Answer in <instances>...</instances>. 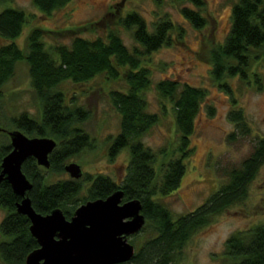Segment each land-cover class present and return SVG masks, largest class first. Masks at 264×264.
Masks as SVG:
<instances>
[{"label":"trees","instance_id":"trees-1","mask_svg":"<svg viewBox=\"0 0 264 264\" xmlns=\"http://www.w3.org/2000/svg\"><path fill=\"white\" fill-rule=\"evenodd\" d=\"M70 0H32L43 15H50ZM198 10L183 8L182 13L198 30L207 23L200 13L204 0H186ZM106 16L99 21L64 30L49 31L34 26L27 36L26 49H21L13 39L22 32L26 14L16 7L0 11V36L6 43L0 45V89L13 76L16 62L24 60L28 65L30 85L40 104V118L26 112L10 118L14 128L28 137H51L56 147L49 154L48 170L64 173L65 161L90 146V139L79 125L87 119L89 110L66 100L62 84H84L99 75L108 80L123 79L125 90H111L109 99L120 115L119 131L108 147L110 157L122 149L129 153L127 172L120 184L104 175L91 177L83 174L79 179H61L47 182L42 167L34 158H27L22 172L32 183L27 191L32 207L41 214L60 208L69 219L74 210L88 200L106 198L116 189L124 191L123 201L139 199L146 222L140 232L149 230L150 236L140 242L132 235L129 242L135 247L132 258L120 264H176L181 261L182 249L187 240L207 226L212 219L232 205L241 203L248 195V187L264 165V136H258L247 156L238 164L224 168L223 182L196 209L176 217L156 195H167L176 190L185 172L186 159L191 148L189 137L193 134L205 92L201 88L184 84L178 90L174 80H162L156 84L160 95L168 99L174 110L178 133L177 156L168 158L156 169V155L144 145L142 138L157 123L158 115L147 109L143 92L151 78L147 67L141 65L142 55L170 43V32L175 28L169 19H159L152 31L144 18L136 11L118 16L115 24L131 30L132 37L142 48H128L115 27L107 26L103 35L86 37L84 30L97 29ZM179 37L181 29H176ZM71 34L69 43L47 45L44 35ZM211 65L214 80L227 88L226 79L234 75L248 77L254 61L264 62V0H237L231 11V28L222 44L205 53ZM255 76L256 73H250ZM1 94V92H0ZM229 119L241 135L250 128L240 110H232ZM232 136V135H231ZM0 143V164L10 151V140ZM1 170V167H0ZM15 195L6 182L0 183V207L6 209L1 221L0 260L2 264H24L29 252L38 247L29 231V220L16 212ZM233 264H264V225H256L246 231L232 233L226 240V253Z\"/></svg>","mask_w":264,"mask_h":264},{"label":"rangeland","instance_id":"rangeland-1","mask_svg":"<svg viewBox=\"0 0 264 264\" xmlns=\"http://www.w3.org/2000/svg\"><path fill=\"white\" fill-rule=\"evenodd\" d=\"M200 13L208 23L196 29L183 15V8L198 10L186 0H70L50 15H43L32 0H0V11L5 7L22 9L26 21L22 32L13 41L26 49L27 36L34 26L56 31L83 26L99 21L106 16L97 29L84 30L86 37L103 35L107 26L115 27L128 48H142L132 37L131 30L115 24L118 16L136 11L149 31L159 19H169L176 29L170 32V43L142 55L141 65L150 71L151 82L143 92L147 109L158 115V121L143 136L142 141L156 155V169L168 158L176 157L178 133L171 102L162 97L156 84L162 80H174L178 90L184 84L201 88L205 92L200 110L195 117L194 131L189 137L191 152L183 160L185 172L179 187L167 195H156L174 217L193 211L200 206L223 182L224 168L238 164L251 150L258 136H264V62L254 61L248 73L241 78L234 75L226 79L227 88L219 86L211 74V65L205 53L222 44L231 28V11L237 0H204ZM73 35H44L47 45L69 43ZM0 36V45L6 43ZM66 100L89 110L86 120L79 123L90 139V146L65 161L76 162L83 174L91 177L104 175L120 184L129 163L127 149L113 157L108 153L111 140L119 131L120 115L109 99L111 90H125L123 79L108 80L99 75L84 84L66 81L62 84ZM0 143L6 142V134L16 129L10 118L26 112L35 119L40 118V104L30 85L28 65L18 61L13 76L0 89ZM232 110H240L250 128L241 135L229 119ZM232 135V136H231ZM42 167V166H41ZM47 182L69 179L68 173H57L42 167ZM83 176V175H82ZM82 178V177H81ZM6 209L0 207V224ZM146 222V221H145ZM264 225V165H262L248 187L247 197L216 215L205 227L193 234L182 249V258L176 264H233L226 253V240L237 231H246L256 225ZM149 230L140 232L134 241L140 242L150 236ZM132 239V236L129 237ZM4 240L0 232V241ZM0 264H2L0 260Z\"/></svg>","mask_w":264,"mask_h":264},{"label":"water","instance_id":"water-1","mask_svg":"<svg viewBox=\"0 0 264 264\" xmlns=\"http://www.w3.org/2000/svg\"><path fill=\"white\" fill-rule=\"evenodd\" d=\"M1 129V127H0ZM10 151L1 160L0 183L10 185L20 197L16 212L29 220V231L38 247L29 252L24 264H120L129 261L135 247L129 237L145 224L142 204L137 198L123 201L120 188L106 198L88 200L67 219L60 208L47 214L37 212L27 191L31 181L22 172L23 162L32 157L38 166H50L49 154L56 147L51 137H28L19 129L8 133ZM64 171L72 179L83 175L80 165L69 162Z\"/></svg>","mask_w":264,"mask_h":264},{"label":"flooded vegetation","instance_id":"flooded-vegetation-1","mask_svg":"<svg viewBox=\"0 0 264 264\" xmlns=\"http://www.w3.org/2000/svg\"><path fill=\"white\" fill-rule=\"evenodd\" d=\"M0 130H3L4 131V129H2V128Z\"/></svg>","mask_w":264,"mask_h":264}]
</instances>
